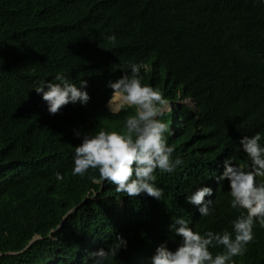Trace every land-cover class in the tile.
Segmentation results:
<instances>
[{
	"label": "trees",
	"instance_id": "trees-1",
	"mask_svg": "<svg viewBox=\"0 0 264 264\" xmlns=\"http://www.w3.org/2000/svg\"><path fill=\"white\" fill-rule=\"evenodd\" d=\"M153 1L166 5L163 0ZM197 1L207 4L203 12L199 8L193 12H161L157 18L159 30L147 17L135 16L116 32L96 30L91 35L93 40L79 41L75 46L46 44L41 39L36 49L38 66L27 68L19 65L16 47L20 40L46 38L41 30L32 28L46 24L47 7L41 0H0V264H82L89 252L116 243L117 235L127 240V248L119 252L134 264H150L155 251L154 230L161 221L155 206L177 207L199 184L215 181V160L201 146L196 135L198 125L215 121L217 136L232 144L242 134L259 132L264 137V6L259 0H190L185 5ZM56 30L53 28L52 36ZM110 35L116 41L148 36L157 48L165 90L176 99L177 90L172 89L171 82L184 85L188 80L182 91L190 89L188 94L197 104L198 114L194 116L192 108L183 106L180 123L173 127V157H181L183 164L170 173L171 181L167 175L166 180L159 178L165 194L161 199H145L144 193L129 197L116 192L114 196L112 190H100L95 179L99 173L94 169L83 176L72 175L78 136L66 135L62 144V132L37 122L30 127L24 117L18 119L15 114L17 81L33 82L39 77L51 80L57 72L71 80L85 66L88 55L103 60L95 87L104 93L103 80L117 74L121 63L114 56L123 51L107 39ZM234 66L240 68L237 78L224 72ZM227 94L243 99L245 104L226 101ZM43 110H47L46 103L43 108L38 101L34 103V118L47 115ZM51 115L59 116L63 124L87 125L76 103H68ZM87 129L118 130L119 119L100 107ZM56 172L62 176L59 181ZM224 195L230 197L228 184ZM241 211L229 206L225 218L232 221ZM146 217L143 233L135 223ZM253 234L243 255L233 257L232 264H264V228L256 224ZM38 235L41 237L31 242ZM85 246L89 250H83ZM119 252L108 264L120 263Z\"/></svg>",
	"mask_w": 264,
	"mask_h": 264
},
{
	"label": "clouds",
	"instance_id": "clouds-1",
	"mask_svg": "<svg viewBox=\"0 0 264 264\" xmlns=\"http://www.w3.org/2000/svg\"><path fill=\"white\" fill-rule=\"evenodd\" d=\"M41 1L47 7L46 24H35L32 29L41 30L46 38L31 37L18 42L16 50L22 67L38 66L36 49L41 39L46 44L70 43L75 46L80 44L79 41L93 40L91 35L96 30L116 32L135 16L147 17L157 29V18L161 12L172 13L174 9L193 12L198 8L203 12L207 8L206 3L197 1L181 10L190 0H179L180 5L174 4L175 0H163L167 5L165 10L158 8L159 4L153 0ZM259 2L264 6V0ZM53 28L57 29L55 36H52ZM107 39L123 48L114 56L120 61L122 71L119 68L117 74L103 80L104 93L95 87V79L103 69V60L97 55H88L89 58L84 60L85 66L71 80L64 73L57 72L51 80L39 77L33 82L17 81L14 84L15 114L18 119L24 117L30 127L37 122L52 131L62 132L65 134L62 144L66 135L78 136L80 143L74 148L72 175L83 176L89 169H94L99 173L95 179L100 183V190H112L114 196L124 193L137 197L144 193L145 199H161L165 194L159 178L166 180L164 176L167 175L171 181L170 173L183 164L181 157H173V127L180 123L179 112L183 106L192 108L194 116L198 114L197 104L188 94L190 89L182 91L188 80L184 85L171 82L172 89L177 90L176 99L165 90L166 80L158 64L157 48L148 36H127L116 41L115 36L110 35ZM169 43L174 42L169 39ZM224 72L237 78L240 68H225ZM224 98L234 104H245L243 99L233 95L227 94ZM37 101L41 108L47 104V110H43L47 115L35 119L32 106ZM68 103L79 105L87 120L86 127L63 124L59 116L51 115ZM100 107L119 119L118 130L99 129L95 132L87 129ZM206 122L198 125L199 133L196 135L203 149L215 160V181L199 184L191 194H185L184 201L177 207L173 204L155 206L161 221L154 230L155 251L150 264H232L233 257L243 255L246 245L253 240V227L258 224L264 228V137L259 132L242 134L232 144L217 136L219 127L215 121ZM235 148L236 152L233 151ZM227 150L232 151L230 155L226 154ZM55 177L57 181L62 179L60 172H56ZM227 184L230 197L224 195ZM216 185L217 189H212ZM107 195H110L108 191ZM229 206L243 210L232 221L225 218ZM147 221L148 217L135 223L139 224L138 230L145 233ZM230 222L231 228L228 229ZM40 237L36 236L31 242ZM116 241L106 248L89 252L82 264H108L111 258L117 257L120 249L127 248V240L123 236L117 235ZM82 249L89 250L86 246ZM118 258L119 264H134L121 252Z\"/></svg>",
	"mask_w": 264,
	"mask_h": 264
},
{
	"label": "bare ground",
	"instance_id": "bare-ground-1",
	"mask_svg": "<svg viewBox=\"0 0 264 264\" xmlns=\"http://www.w3.org/2000/svg\"><path fill=\"white\" fill-rule=\"evenodd\" d=\"M109 4H110V2L108 1V5H109ZM174 4H176V5H180V1H179V0H175V1H174ZM165 6H166V5H165ZM165 6H164V5H159L158 8H161V7L163 8V7H165ZM169 8H172V5H170ZM186 8H187V5H184V6L181 7V10H185ZM159 27H161V26H159ZM202 29H205V27H203ZM156 30H159V28L157 27ZM146 41H148V39H146ZM120 71H122V68H120ZM123 72H125V70H124ZM104 96H105V95H103V98H104ZM211 142H212V140H211ZM231 152H232L231 150H227V151H226V154H227V155H230ZM212 189L216 190V189H217V185H216V186H213ZM206 198H209V197H206Z\"/></svg>",
	"mask_w": 264,
	"mask_h": 264
}]
</instances>
